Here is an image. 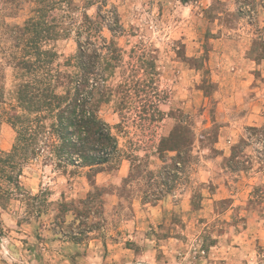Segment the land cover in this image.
<instances>
[{
	"label": "rangeland",
	"instance_id": "obj_1",
	"mask_svg": "<svg viewBox=\"0 0 264 264\" xmlns=\"http://www.w3.org/2000/svg\"><path fill=\"white\" fill-rule=\"evenodd\" d=\"M232 14L218 0H0V111L24 113L16 90L40 85L36 75L66 82L80 42L99 117L132 158L94 174L25 164L21 184L46 202L29 218L25 199L0 202V264H264L250 236L234 252L210 248L249 219L255 233L264 226V123H243L235 143L222 136L244 113L221 102V82L234 83L208 62ZM88 22L89 39L78 32ZM253 52L264 56L262 33ZM180 131L191 145L158 151L170 133L183 141ZM14 138L0 116V150Z\"/></svg>",
	"mask_w": 264,
	"mask_h": 264
},
{
	"label": "trees",
	"instance_id": "obj_2",
	"mask_svg": "<svg viewBox=\"0 0 264 264\" xmlns=\"http://www.w3.org/2000/svg\"><path fill=\"white\" fill-rule=\"evenodd\" d=\"M78 28L79 33L87 32V38H91L89 22ZM79 44L76 53L66 60L65 65L74 68V72L67 73L66 82L56 83L50 80L51 76L36 75L34 81L40 85L24 83L16 90V99L24 113L0 111V116L15 132L10 150H0V202L11 198L25 199L30 210L26 212L28 218L32 214H41L40 206L46 202L39 193L30 195L20 182L22 167L32 160L40 158L44 164L57 169L80 168L94 174L105 168L117 169L123 158L132 159L130 154L118 147L110 125L99 117L95 102L100 100L93 99L90 83L92 67L89 49L87 45ZM57 86L62 87V91L56 90ZM103 91L100 96L104 95ZM182 140H173L170 133L161 140L158 151L179 152V146L192 144L183 137ZM131 175L130 172L129 177Z\"/></svg>",
	"mask_w": 264,
	"mask_h": 264
},
{
	"label": "crops",
	"instance_id": "obj_3",
	"mask_svg": "<svg viewBox=\"0 0 264 264\" xmlns=\"http://www.w3.org/2000/svg\"><path fill=\"white\" fill-rule=\"evenodd\" d=\"M219 4L224 9H227L232 14L231 25L221 24L223 33L219 38L212 39L214 42L212 45H207V52L209 53V64L217 66L222 73L223 78L233 81L232 89H225L223 82H221L220 94L222 96L221 102H231L232 105L236 104L238 110H243V119L232 122L230 126L226 125L221 128L222 136L226 133H230V141L235 143L239 136L238 127L242 124H250L256 122L264 123L263 115H259L257 112L264 111L260 106L264 102V83L259 75L264 76V56L255 57L252 56L254 42L257 36L262 33L264 35V0H218ZM243 1H248L252 6L254 15L251 20L245 21L242 13L238 12V8ZM235 14V15H234ZM231 15V13H230ZM232 24L234 26H232ZM231 26V27H230ZM192 41H188L187 54L192 56L195 51ZM197 50V49H196ZM203 52L202 45L199 46L198 54ZM235 89V91H234ZM228 90V91H227ZM223 105V104H222ZM221 109L223 110V106ZM251 119L254 120L251 121ZM235 124V125H233ZM259 124V123H254ZM264 178V171L258 175V178ZM262 181H264L262 179ZM250 219L248 220L247 227L238 234H231L229 239H222L219 243L210 246V248L218 247L221 252H234L235 249H243L242 242L248 238V242L251 239L256 240L264 245V226L258 229V233L254 232V226L250 225ZM142 223V222H141ZM249 236L251 239H249ZM236 240H240V248L232 245ZM230 242V243H229ZM220 247V248H219ZM215 257V256H214ZM196 258V259H195ZM195 260L204 259L205 264H216V261L210 259L207 256H195ZM198 258V259H197ZM212 258V257H211ZM219 258H225L220 255Z\"/></svg>",
	"mask_w": 264,
	"mask_h": 264
},
{
	"label": "built area",
	"instance_id": "obj_4",
	"mask_svg": "<svg viewBox=\"0 0 264 264\" xmlns=\"http://www.w3.org/2000/svg\"><path fill=\"white\" fill-rule=\"evenodd\" d=\"M240 12L243 14V17L245 19H252L254 15V11L252 9V6L248 1H243L242 4H240Z\"/></svg>",
	"mask_w": 264,
	"mask_h": 264
},
{
	"label": "water",
	"instance_id": "obj_5",
	"mask_svg": "<svg viewBox=\"0 0 264 264\" xmlns=\"http://www.w3.org/2000/svg\"><path fill=\"white\" fill-rule=\"evenodd\" d=\"M135 264H144V263H135Z\"/></svg>",
	"mask_w": 264,
	"mask_h": 264
}]
</instances>
